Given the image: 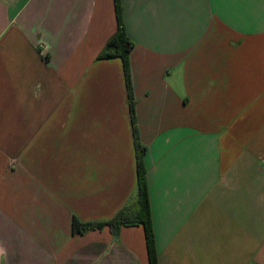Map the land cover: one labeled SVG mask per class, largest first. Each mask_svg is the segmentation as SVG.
<instances>
[{"label": "crops", "instance_id": "1", "mask_svg": "<svg viewBox=\"0 0 264 264\" xmlns=\"http://www.w3.org/2000/svg\"><path fill=\"white\" fill-rule=\"evenodd\" d=\"M157 264H264V0H119ZM114 0H0V264H149Z\"/></svg>", "mask_w": 264, "mask_h": 264}, {"label": "trees", "instance_id": "2", "mask_svg": "<svg viewBox=\"0 0 264 264\" xmlns=\"http://www.w3.org/2000/svg\"><path fill=\"white\" fill-rule=\"evenodd\" d=\"M117 29L109 38L104 48L99 54V58H108L119 56L123 63L125 83L127 88V98L129 112L132 122V134L135 140V149L137 157V187L133 201H129L121 207L113 217L105 221L82 222L75 216L71 221L72 233H84L93 229H100L108 226L115 234L122 226L142 225L145 233V241L148 251L149 264H157L154 251V237L151 226L150 207L148 202L147 185L145 181V168L141 163V158L145 152V147L138 142L137 130L135 127L134 101L131 90V80L129 74L128 56L133 47V42L128 38L121 18V7L119 0H114Z\"/></svg>", "mask_w": 264, "mask_h": 264}]
</instances>
